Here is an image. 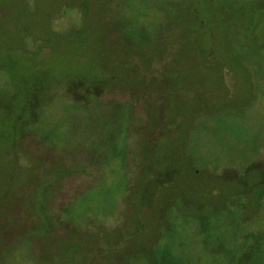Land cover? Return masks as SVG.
<instances>
[{
	"label": "rangeland",
	"instance_id": "1",
	"mask_svg": "<svg viewBox=\"0 0 264 264\" xmlns=\"http://www.w3.org/2000/svg\"><path fill=\"white\" fill-rule=\"evenodd\" d=\"M158 246L264 264V0H0V264Z\"/></svg>",
	"mask_w": 264,
	"mask_h": 264
},
{
	"label": "trees",
	"instance_id": "2",
	"mask_svg": "<svg viewBox=\"0 0 264 264\" xmlns=\"http://www.w3.org/2000/svg\"><path fill=\"white\" fill-rule=\"evenodd\" d=\"M162 32H163V30L158 33L157 37H159ZM141 38L144 41H148L149 40V38L145 34L144 30H142V32H141ZM158 44H159V47H162L163 49L166 46L162 42V37L161 36H160V42ZM163 53L164 52H162V53L159 52L158 53L157 58H156V61L159 60V59H163L162 58ZM148 62L150 63V65L152 67V65L154 63V58H150V60ZM158 62H160V61H158ZM239 184H241V183H239ZM249 190H250V188L245 185V186L241 187V189L239 190V192L237 194H235L233 196V198H235L237 196V197H241V198H243V199H245L247 201V199H249V197H250ZM236 207H237V210L239 212H241L242 210H239V209L245 208L246 206L239 205V206H236ZM162 219L164 220V221H162V228L165 226L167 228V231H169V233H171L172 232L174 218H171V219H169V218H162ZM165 249H166V247H164V246H158V248H157L156 251H153L152 253H150V254H154V255L157 254V260L155 259V262L153 264H155L158 260H159V263H160L161 260H164V264H179L175 260L174 256L173 257H170V256L167 255L168 253H167V251ZM235 250H236V248H235Z\"/></svg>",
	"mask_w": 264,
	"mask_h": 264
}]
</instances>
